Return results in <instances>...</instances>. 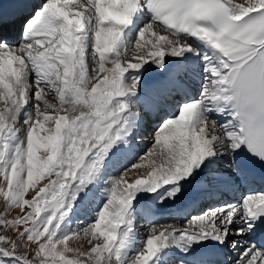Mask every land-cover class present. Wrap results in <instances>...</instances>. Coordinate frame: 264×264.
Returning a JSON list of instances; mask_svg holds the SVG:
<instances>
[{
	"label": "snow or ice",
	"instance_id": "obj_1",
	"mask_svg": "<svg viewBox=\"0 0 264 264\" xmlns=\"http://www.w3.org/2000/svg\"><path fill=\"white\" fill-rule=\"evenodd\" d=\"M10 2L5 11L0 0V194L24 214L0 225L24 227L17 239L0 234V264H172L174 250L237 248L233 235L251 241L234 264H264V245L254 240L264 232V191L217 202L184 228L153 225L138 237L135 226L137 213L175 202L222 156L236 164L246 152L252 160L237 167L245 177L264 165V0ZM193 68L198 98L187 95ZM157 70L181 102L139 162L110 175L139 134L133 104ZM145 166L146 174L129 175ZM93 201L90 222L73 228L77 209ZM81 234L87 251L69 246ZM30 244L33 255L20 251Z\"/></svg>",
	"mask_w": 264,
	"mask_h": 264
},
{
	"label": "bare ground",
	"instance_id": "obj_2",
	"mask_svg": "<svg viewBox=\"0 0 264 264\" xmlns=\"http://www.w3.org/2000/svg\"><path fill=\"white\" fill-rule=\"evenodd\" d=\"M83 2V0H80ZM238 3H243L244 0H236ZM4 6H10L13 10L15 5L10 4V0H3ZM19 29L18 26L16 30ZM107 67H111V65H106ZM196 69V68H195ZM198 70V69H196ZM158 76L163 79V77L157 72L148 73L145 77L144 83L140 87V94L137 98V101L134 102V110L139 111L141 116L143 117L141 121V127L151 128L157 126V124L171 114L162 113L160 108L156 105L155 107H150L148 105V96L145 93L146 88L156 87L158 82ZM188 88L193 87V83L188 78L187 79ZM195 89V88H194ZM173 109L177 110V101H173ZM213 118L217 119L219 123H224L229 117L227 115L213 114ZM148 119V120H147ZM144 121H149L148 127L142 124ZM140 127V129H141ZM149 129L144 130L146 133ZM136 139V138H135ZM152 140L150 134L148 137L142 139L139 137L136 141H140L139 144L132 141V148L123 152L120 157L125 162L131 161L132 153H134L135 149H141L144 147L145 142ZM157 151V150H156ZM160 152V151H159ZM133 157V156H132ZM126 158V159H123ZM159 164L162 160V157L159 153L152 157ZM218 164L225 166V169L220 167V169H216L214 167L216 164L212 166L215 171H210L209 169H205L203 173H201L199 182H194L191 185L185 186L184 194L181 195L175 202H165L162 205H158L155 209L150 213H137L138 215L149 216L151 221L154 220H164L166 217H179L178 210L175 211V207L177 209H181L179 202L184 201V211L188 209H199L203 205L207 204V198H213V202L220 201L221 199L227 200L230 203H235L240 199L239 191L242 189V185L239 184V173L236 170V167L233 163L230 162L229 156H222L219 158ZM233 165V166H232ZM142 170V169H141ZM150 168L148 166L143 167V171L146 174ZM137 172V171H136ZM140 173V172H139ZM136 175V174H135ZM259 191V190H256ZM230 193V194H229ZM196 216V215H195ZM155 223V222H154ZM153 224V223H151ZM150 225V224H147ZM187 225H184L186 227ZM173 227V226H170ZM232 238V237H231ZM246 235L245 236H236V240L239 241V245L237 248H218L212 245H206L204 248L194 249L190 254H183L177 250H174L171 253L172 259L176 257L179 259H186L188 261H196L202 260L206 262V264H234V260L238 258L241 248L247 244L246 243ZM176 261V260H175ZM175 263V262H174Z\"/></svg>",
	"mask_w": 264,
	"mask_h": 264
},
{
	"label": "rangeland",
	"instance_id": "obj_3",
	"mask_svg": "<svg viewBox=\"0 0 264 264\" xmlns=\"http://www.w3.org/2000/svg\"><path fill=\"white\" fill-rule=\"evenodd\" d=\"M10 4H12V3L10 2ZM73 6H75V5H73ZM17 31H18V29L15 30V33ZM18 39H19V37L17 38L15 36V40H18ZM89 65H90V68H91L90 58H89ZM30 82H31V78H30ZM46 99H49L51 102L58 104V102L56 100H54L53 97H51V96L46 97ZM65 107H67V105ZM133 108H134V104H133ZM147 122H149V121H147V120L145 121V124H144V125H146L145 127H148V124H150V123H147ZM17 127H23V116H21L20 122L17 124ZM146 129H149V130L146 133H144L143 131L146 130ZM154 130H155V128H144V126H143V130H141L142 134L140 133V135H138L136 137V139L134 138L133 139L134 142L139 144L140 141L139 142L136 141L138 137H139V139L140 138L144 139V138L148 137L149 134H150V137H152V134H153ZM151 147H152V140H149V141L145 142L144 147L135 153V157L134 158L132 157L133 158L132 161L125 163L124 166H122L120 168H117V171H115L114 174L112 173L113 172L112 169L109 168L108 169V174L113 175V176H118L120 174V172L123 171L124 167L128 166L130 163H138L139 162L138 158L140 156L144 155V153L147 152ZM134 150H135V148H134ZM156 150H157L156 154L159 153L160 150L159 149H156ZM41 154H43V153H41ZM119 161H121V160H119ZM114 165H116V163H114L112 166H114ZM118 166L119 165H117V167ZM115 169L116 168H114V170ZM216 169H220V168H216ZM135 174H145L144 171H143V167L140 168V169H137V170H132L129 175L132 176V175H135ZM47 180H48V177H45V179L39 181L37 187L42 186L44 183H47ZM0 188H3L5 190H7V182L5 181V179L2 176H0ZM33 194H34V190L33 189H29V191L25 194V198L26 199H30ZM92 203H93V205L92 206H91V204L88 205L87 206L88 208L84 207V206H81L80 208L77 209V212H76V214L73 217V222H72V225H71L73 228L77 227V225H79L81 228H83L84 226H86L90 222V218L93 216L94 210H95V208H92V207L94 205L96 206V201H93ZM89 207H91V208H89ZM27 210L28 209L25 208V211H27ZM84 210L86 211V213H85ZM23 214L24 213L21 212V210L19 208L14 207V206L13 207H9L7 205V202L4 199L3 195L0 194V217H2L5 220H11V219H15L17 216H20V215H23ZM138 216L136 217V220H135L136 232H137L138 237H144V236L147 235L148 230L153 225H155L157 227L174 226V224H170V223H176L178 225H187V221L191 217V213H189V215H185L183 217L184 219L172 220V217H169L170 221H168V222H164V221H160V220H154V221L149 220L148 222H146L144 224L146 226H144L142 224L143 221H146V219L144 217H142L143 215L142 216L138 215ZM137 219H138V221H137ZM169 219H165V221H167ZM151 223H153V224H151ZM147 224H150V225H147ZM16 227H17V230H22L24 225H17ZM17 230L12 229L11 227L5 229V227L3 225H0V234L7 235V236H9V237H11L13 239H17V236H18V231ZM17 242L20 243L19 240H17ZM25 242H27V241H25ZM69 246L73 247V248H79L81 251H87L88 248L91 245L88 244L87 240L85 238H83V235L81 234V238L80 239L70 240L69 241ZM34 247H35V245H31L30 244L28 249L20 248V251H22V252L23 251H28L29 255L31 256V255H33L32 249H34ZM67 255L71 256L73 254L72 253H68ZM176 259H178V258L176 257L175 259H172V264H175L174 262H175Z\"/></svg>",
	"mask_w": 264,
	"mask_h": 264
}]
</instances>
